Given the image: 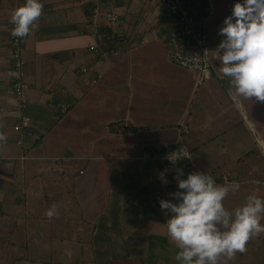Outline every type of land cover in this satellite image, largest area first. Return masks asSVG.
Here are the masks:
<instances>
[{
	"label": "crops",
	"instance_id": "crops-1",
	"mask_svg": "<svg viewBox=\"0 0 264 264\" xmlns=\"http://www.w3.org/2000/svg\"><path fill=\"white\" fill-rule=\"evenodd\" d=\"M24 2L0 0V264H178L159 205L176 189V167L238 183L228 209L249 193L264 198V101L236 97L214 76L197 85L193 71L172 63L170 23L156 0H110L119 15L99 37L89 33L85 0H41L23 44L33 134L18 136L9 35ZM233 3L215 0L207 26L218 38L208 40L218 73V29ZM166 146L189 149L191 159L143 156ZM260 260L264 232L227 264Z\"/></svg>",
	"mask_w": 264,
	"mask_h": 264
},
{
	"label": "clouds",
	"instance_id": "clouds-1",
	"mask_svg": "<svg viewBox=\"0 0 264 264\" xmlns=\"http://www.w3.org/2000/svg\"><path fill=\"white\" fill-rule=\"evenodd\" d=\"M42 9L41 0H25L14 9L11 35L24 37L34 30ZM218 34L222 39L215 50L221 78H228L236 97L264 101V0H234ZM166 159L176 165L191 159V153L181 147L166 154ZM175 173L176 189L159 205L167 216V237L178 249L174 257L178 264H227L236 252L245 250L251 237L264 232V198L249 193L242 205L228 209L224 200L230 190L239 188L238 183L230 189L206 171L185 176L183 168L176 167ZM55 207L47 211L50 219Z\"/></svg>",
	"mask_w": 264,
	"mask_h": 264
},
{
	"label": "built area",
	"instance_id": "built-area-1",
	"mask_svg": "<svg viewBox=\"0 0 264 264\" xmlns=\"http://www.w3.org/2000/svg\"><path fill=\"white\" fill-rule=\"evenodd\" d=\"M110 0H85L89 7V33L94 37H99L102 30L111 27L119 15L117 8L107 7ZM163 6L161 17L170 23V33L167 37V47L169 58L175 65L186 70L193 71L196 75V84H201L211 76L225 82L227 92L230 91V84L227 77L221 78V74L216 71L211 60V50L208 45L207 26L212 15L215 0H156ZM106 7V9H104ZM103 18V22H101ZM13 24L10 28L9 45L11 58V83L10 94L17 103V119L11 124L12 130L17 135H32L33 124L31 117L24 114L26 99L23 91L27 88L24 80L23 67L25 59L24 37H14L11 35ZM89 49L97 50V44H90ZM85 71V68L82 69ZM4 140V139H3ZM21 143L20 138L17 141ZM176 150L175 147H165L162 153L154 151H144V158L153 161H163L167 165H173L166 159V154ZM183 161V160H182ZM182 161L177 162V164ZM1 163V157H0ZM166 167L159 168L158 174L163 177Z\"/></svg>",
	"mask_w": 264,
	"mask_h": 264
},
{
	"label": "rangeland",
	"instance_id": "rangeland-1",
	"mask_svg": "<svg viewBox=\"0 0 264 264\" xmlns=\"http://www.w3.org/2000/svg\"><path fill=\"white\" fill-rule=\"evenodd\" d=\"M166 29H163V31H165ZM213 31V30H212ZM208 33H209V35H208V40H209V43L211 44V45H214L215 43H216V41H217V39L218 38H216V35H215V32H211V27L209 26V30H208ZM17 195V194H16ZM21 194H19L18 193V195L14 198L15 199V202H20V204H21V202H22V197L20 196ZM224 205H225V207L226 208H228V204H227V202H224ZM262 262H261V260H260V263H258V264H261Z\"/></svg>",
	"mask_w": 264,
	"mask_h": 264
},
{
	"label": "trees",
	"instance_id": "trees-1",
	"mask_svg": "<svg viewBox=\"0 0 264 264\" xmlns=\"http://www.w3.org/2000/svg\"><path fill=\"white\" fill-rule=\"evenodd\" d=\"M88 14H90V13H88ZM114 40V39H113ZM112 42V41H111Z\"/></svg>",
	"mask_w": 264,
	"mask_h": 264
}]
</instances>
